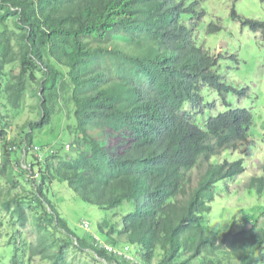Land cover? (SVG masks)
I'll use <instances>...</instances> for the list:
<instances>
[{
    "label": "trees",
    "instance_id": "16d2710c",
    "mask_svg": "<svg viewBox=\"0 0 264 264\" xmlns=\"http://www.w3.org/2000/svg\"><path fill=\"white\" fill-rule=\"evenodd\" d=\"M186 2L0 0V78L9 75L0 93L15 108L28 93L39 116L8 140L0 111V181L8 186L0 185V212L10 216L0 240L8 238L9 264H75L69 250L100 264H264L263 203L240 210L230 225L210 221L217 187L244 173L242 159L220 155L246 145L253 116L246 109L206 116L208 96L226 105L234 89L217 72L220 56L195 37L205 11ZM231 16L264 40V22ZM60 104L63 157L57 140L34 141ZM24 149L29 170L14 157ZM55 183L104 211L94 233L68 225L48 197ZM246 187L264 198V177Z\"/></svg>",
    "mask_w": 264,
    "mask_h": 264
},
{
    "label": "rangeland",
    "instance_id": "374dc122",
    "mask_svg": "<svg viewBox=\"0 0 264 264\" xmlns=\"http://www.w3.org/2000/svg\"><path fill=\"white\" fill-rule=\"evenodd\" d=\"M196 1L200 3L195 7V10L202 8L205 11V17L195 33L198 45L203 46L215 58L220 56V68L217 69V72L221 75L224 83L231 85L234 91H238L230 92L227 95L225 98L226 105L216 93L208 96L207 101L213 107L210 111L205 110L206 116H209L208 113L216 115L232 109H246L253 116V125L248 132L246 145L239 147L236 151H222L220 155L222 157L229 153L228 160H243L244 173L230 181H223L216 189L210 221L213 225H230L233 222V215L238 214L240 210H248L257 202L264 204L263 197L250 195V193H255L247 190L246 187L250 178L264 177V40L260 33H253L249 28L243 27L238 20L233 19L231 11L234 10L242 19L264 22V0H187L186 3L188 5ZM209 23L217 24L220 30L208 34L206 27ZM7 25L10 31L16 33L11 21ZM7 71L9 72V68ZM8 77L2 76L0 78V87L5 84ZM35 103L36 100L26 93L20 103V108H15L13 104H10L9 98L4 99L0 93V110L2 116L7 118L9 125L7 129L8 140L18 137L19 134L22 136L26 131L22 129V126L28 121L38 119V111L30 109V106ZM61 104L56 107L52 126L40 130L39 134L34 135V141L35 144H39L45 140L50 142L57 140L58 143H54L53 146L55 150H62L61 156L63 157V150L67 149L69 141L65 131L63 135H59L61 133L60 126L66 121L65 106ZM207 117L204 121L207 120ZM50 128L56 130V133L44 137ZM57 135H59V139ZM36 148L37 153L44 154L47 152L45 149H40L39 145H36ZM20 156L21 154L16 155L14 153L16 158L19 159ZM32 159L29 155L26 160L30 164ZM199 173L200 171L196 169L191 172L192 187L199 179ZM0 185L4 190L8 187L6 182L2 180ZM27 187L30 189L31 186L28 185ZM54 187L56 188L55 191L50 192L48 197L56 205L55 207L68 225L78 235H84L85 228H91L89 231L94 233L97 230V222L104 217V211L82 202L74 192L68 189L66 183H55ZM20 192L21 188L18 187L13 194ZM9 219L8 214L0 212V220L3 222L0 232L3 235L7 233V226L10 225ZM262 219L264 222V218ZM262 219L258 222V226L262 224ZM81 224L85 228L80 227ZM55 237L60 238V234L55 233ZM32 239L28 231L23 232L24 242H30ZM7 241V237L0 240V264L10 263L12 252L6 244ZM68 254L69 259L73 260L75 264H100L86 254L73 252V250H69ZM118 256L123 257L120 253ZM123 258L132 262L128 256Z\"/></svg>",
    "mask_w": 264,
    "mask_h": 264
},
{
    "label": "clouds",
    "instance_id": "9594fccd",
    "mask_svg": "<svg viewBox=\"0 0 264 264\" xmlns=\"http://www.w3.org/2000/svg\"><path fill=\"white\" fill-rule=\"evenodd\" d=\"M1 111V110H0ZM2 113V112H1ZM24 148H26L25 147V145H24ZM34 150L35 151H37V148L36 147H34ZM27 155H26V151H25V149H24V151L21 153V156H20V161H19V168L20 169H24V170H29V166H30V164L27 162ZM2 240V239H1Z\"/></svg>",
    "mask_w": 264,
    "mask_h": 264
}]
</instances>
